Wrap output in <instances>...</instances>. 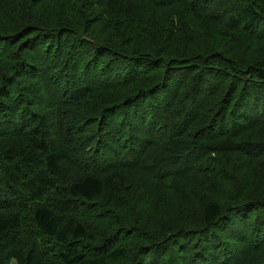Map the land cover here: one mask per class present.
I'll return each instance as SVG.
<instances>
[{
	"label": "trees",
	"instance_id": "trees-1",
	"mask_svg": "<svg viewBox=\"0 0 264 264\" xmlns=\"http://www.w3.org/2000/svg\"><path fill=\"white\" fill-rule=\"evenodd\" d=\"M0 1L6 2L0 14V264H147L155 248L144 242V257L132 259L136 247L109 243L117 234L138 247L140 240L157 245L169 235V244L187 238L188 251L178 246L179 254L171 252L163 264H264V195L247 196L237 187L226 205L198 196L193 186L223 192L229 182L212 161L231 166L246 157L249 166L264 158L263 62L244 67L224 49L178 52L167 9L225 23L236 43L240 30L264 44V6L254 0L227 7L218 0H55L61 3L51 23L43 0ZM62 3L78 25L63 17ZM132 4L161 9V17L140 15ZM94 14L106 18L104 29L124 47L94 35ZM2 17L24 24L10 32ZM154 145L161 147L149 152ZM188 156L197 165L178 166ZM181 182L193 186L192 200L176 203L178 227L166 228L170 210L144 202L156 200L162 188L183 198ZM99 219L111 220L107 230H94ZM162 256L149 264H162Z\"/></svg>",
	"mask_w": 264,
	"mask_h": 264
},
{
	"label": "rangeland",
	"instance_id": "rangeland-1",
	"mask_svg": "<svg viewBox=\"0 0 264 264\" xmlns=\"http://www.w3.org/2000/svg\"><path fill=\"white\" fill-rule=\"evenodd\" d=\"M55 0H43L42 1V11L45 12V17L48 19L49 22L52 23V18L56 15L58 8H56L55 5H58V3H61L60 1H56L55 4L53 3ZM88 2L90 0H87ZM220 3L224 4L225 7L229 6L228 4L230 3L232 6L241 3L242 1L246 0H218ZM1 2V1H0ZM87 2V10L90 9L91 3ZM254 2L258 3L260 6H264V0H254ZM102 4V3H101ZM6 2L2 1L0 4V14H3L5 9ZM131 9L135 12H137L140 15H147L153 11H157L158 17H161L160 11L161 9L158 8H151L146 5H141V4H132ZM62 8L64 9L63 17L65 15H68V19L72 21L73 24L78 25L79 20L77 19V15L75 12L69 11L68 13L66 10L68 9V3L63 4L62 3ZM232 8V7H231ZM171 14V17L169 18L170 21L174 23L175 31L174 33L175 36L178 37V39L174 40V45H178L180 49H178V52H186L188 54H194V55H205L206 50H213V54H217L218 50L216 49H224V50H231L232 54L237 55L241 60L240 64L244 67L248 65H253L254 67H258L257 64H261L263 62L264 65V44L263 42L259 40H253L249 41V39L245 36L242 35V32L239 30L238 36H241V42L236 43V40L234 39V34L233 33H228V31H231L232 29L229 27V25L225 23H220L217 26L210 24L206 18H201V19H194V16H191L188 14L186 9L184 8H179L178 6H173L170 8H167ZM215 7H211V11H215ZM96 14L92 15L91 17L93 18L92 23V29L94 32V35L100 40V41H105V40H110L112 44L120 47H124L120 43V39H116L114 35L112 36L109 31L104 29V24L106 23L104 21L103 15L95 16ZM3 18V17H2ZM178 19V22H176ZM4 22L8 25V28L11 29L12 31L17 33V28H19L23 23L22 20L18 22L14 21H9L3 18ZM187 25V32L184 34V28ZM241 29V28H240ZM99 32L103 33V36L99 37ZM233 32V31H231ZM189 33H193L189 34ZM194 40L193 42H190ZM109 41V42H110ZM160 42V41H159ZM158 42V43H159ZM44 49V48H42ZM17 51L18 46H14L11 48V51ZM229 54V53H228ZM231 55V54H230ZM199 57V56H197ZM203 57V56H201ZM261 61V62H259ZM112 71L115 72L114 67L111 68ZM105 135H111V131L109 129H103L102 130ZM98 133H96L97 135ZM108 138V137H107ZM95 143V142H94ZM125 146V144H124ZM126 147V146H125ZM161 146L154 145V148H152L149 152H156L160 149ZM100 156V155H97ZM124 156H133L132 153L129 155L127 152H124ZM246 158V157H245ZM245 158L243 161L239 164H236V161L233 159L232 162L234 163L231 166L225 165V163L221 160H218L219 163L213 162V166L217 170L216 167H220L224 169V177L225 181L229 182V188L223 192H218L214 190H209V189H199L201 186L193 185L196 188L198 196L205 198H210L213 200H217L222 202L223 204H230V199L232 197V193L238 189V192H242L243 190L246 189V194L247 196H262L264 195V158H258L255 159L251 162L249 166H246V160ZM99 160H102L101 157H99ZM140 161V158H139ZM196 163L197 165V159H195L192 156H188L183 160V162L179 163L178 166H187L190 165L194 166ZM203 173V169H200ZM145 173V172H144ZM152 179V177H149ZM181 185L183 189L185 190V195L180 197L179 194H175V192L170 188L169 190H166L164 188L160 189V195H158V198L156 200H146L144 204L148 206V208H154L160 211H164L165 209L170 210L169 215L167 219H165L164 224L166 225L164 227L166 228H177L178 226L175 225V222H177L176 214L173 212L177 210L178 206L176 203H186L188 200H192L190 197V192L192 191V185H184L181 182ZM167 196V197H166ZM253 198V197H249ZM183 207V206H182ZM174 215V216H173ZM254 216L256 213L253 214ZM111 221V220H110ZM108 219H99L97 222L95 220V228L100 230H107L106 226L108 222L110 223ZM230 221V220H229ZM229 221L227 224H229ZM113 227L111 226L108 231L112 230ZM170 231V230H169ZM169 231L164 232L161 236L164 237L166 236ZM132 232V230H131ZM129 235V234H128ZM127 235V236H128ZM123 234H117L116 236H113L110 238L108 241L109 243H125L128 246V251L133 250L134 247H136L135 252L131 251L129 253V256L132 259H136L137 257H144V247L141 245L142 243L146 242V246L151 245L153 248H155L151 253L147 255V259L144 260L147 261V264L152 262V259L156 256L158 257L160 254H163L162 256V264L165 260V258H168L169 254L171 252H175L176 254H179V249L176 252V249L178 246L180 247V250H186L188 251V245L186 244L187 238H174L175 240L172 242L170 241L173 240V236L169 235L166 236L164 239L160 240V242H156L157 245L154 243H150V240H145L141 241L140 240V247H138V243L136 244V241L132 240L130 237L128 239L123 238ZM180 239V240H178ZM104 240V239H103ZM102 240V241H103ZM164 241L162 244L161 242ZM192 241V239H191ZM179 243V244H178ZM101 244V243H100ZM84 246L86 249H89L92 244L89 242H83L81 244ZM102 245V244H101ZM165 245H168L164 248H159L158 247H163ZM220 247H224L221 245ZM217 248V251H219V248ZM218 252H216L217 254ZM146 257V256H145ZM186 262L188 261L189 257L188 254L185 256ZM106 264H132V260H129L127 262H117V263H106ZM175 264V263H173Z\"/></svg>",
	"mask_w": 264,
	"mask_h": 264
}]
</instances>
